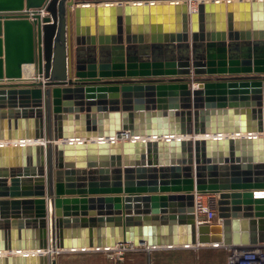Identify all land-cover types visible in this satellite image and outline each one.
I'll return each mask as SVG.
<instances>
[{
    "label": "water",
    "instance_id": "95a60500",
    "mask_svg": "<svg viewBox=\"0 0 264 264\" xmlns=\"http://www.w3.org/2000/svg\"><path fill=\"white\" fill-rule=\"evenodd\" d=\"M188 1L0 0V264L264 241V0Z\"/></svg>",
    "mask_w": 264,
    "mask_h": 264
},
{
    "label": "rangeland",
    "instance_id": "374dc122",
    "mask_svg": "<svg viewBox=\"0 0 264 264\" xmlns=\"http://www.w3.org/2000/svg\"><path fill=\"white\" fill-rule=\"evenodd\" d=\"M125 247L118 257L111 249L58 250L51 256L56 264H224L226 256V247L220 245H192L182 250L147 249L144 245Z\"/></svg>",
    "mask_w": 264,
    "mask_h": 264
},
{
    "label": "built area",
    "instance_id": "2783aa9c",
    "mask_svg": "<svg viewBox=\"0 0 264 264\" xmlns=\"http://www.w3.org/2000/svg\"><path fill=\"white\" fill-rule=\"evenodd\" d=\"M193 1H188V7L190 10L194 9L195 7L190 6L191 2ZM41 14L42 16L46 14L44 9H41ZM115 136L117 139L129 137L126 133L118 134ZM193 214L196 224L210 223L213 219H215V196L206 193H194ZM125 246L129 248L134 247L129 243H121L115 245L110 249L118 257L121 255L122 251L126 249ZM224 264H264V241H260L252 245L227 246Z\"/></svg>",
    "mask_w": 264,
    "mask_h": 264
},
{
    "label": "crops",
    "instance_id": "0c3cea01",
    "mask_svg": "<svg viewBox=\"0 0 264 264\" xmlns=\"http://www.w3.org/2000/svg\"><path fill=\"white\" fill-rule=\"evenodd\" d=\"M195 5H196V1H195ZM133 13L135 14V16H137L134 11H133ZM105 16L109 18V13L105 14ZM114 17H115V13H113V18ZM121 20H122L121 21L122 22L121 27H123V14H121ZM187 26H188V32H189V19L187 20ZM95 47H96V50L93 53L95 54V58H96L97 62H98L99 58H101V60H103V61H110L111 59L117 57L118 52H119V50H116V49L113 50L112 49L113 46L111 44L102 45L100 53L98 51L97 42L95 44ZM121 47H122V49H123V47H125L124 42L121 43ZM202 49L203 48H201V53H205V52H202ZM162 53H164V51H162ZM173 53L176 54V51L174 48H173ZM149 54H150V52L148 49H145L142 45H138V44H132L128 50V55L130 58H140L141 57L144 59V58H147ZM88 55H90V52H88L87 50L84 51L83 56L85 59H87L89 57ZM7 184H9V181ZM46 186H47V184H46ZM214 220H216V218L213 219L212 221H214ZM175 248H181V250L185 249L184 247H175Z\"/></svg>",
    "mask_w": 264,
    "mask_h": 264
},
{
    "label": "bare ground",
    "instance_id": "6f19581e",
    "mask_svg": "<svg viewBox=\"0 0 264 264\" xmlns=\"http://www.w3.org/2000/svg\"><path fill=\"white\" fill-rule=\"evenodd\" d=\"M190 6H195V1L191 2ZM32 73V65H24V76H30ZM58 251V249H55L53 246L49 245L47 252L49 254H53L54 252Z\"/></svg>",
    "mask_w": 264,
    "mask_h": 264
}]
</instances>
